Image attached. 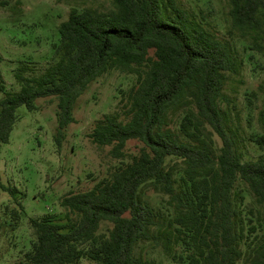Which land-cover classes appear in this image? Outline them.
Returning <instances> with one entry per match:
<instances>
[{"label":"trees","instance_id":"1","mask_svg":"<svg viewBox=\"0 0 264 264\" xmlns=\"http://www.w3.org/2000/svg\"><path fill=\"white\" fill-rule=\"evenodd\" d=\"M228 1L231 26L241 37L264 34V0ZM110 2L109 10L71 7L58 24L59 41L47 67L29 75L20 69L18 90H6L0 75V144L9 140L18 107L32 111L37 99L54 97V139L60 145L90 82L113 69L136 74L123 116L107 115L88 133L97 146H110L120 163L90 189L61 198L66 223L51 214L31 218L34 239L16 264H157L134 254L158 224L157 212L141 198L144 185L174 203L179 215L173 229L176 243L186 245L187 264H236L245 234L233 190L241 180L264 205V154L242 160L220 105L227 72H236L232 46L177 0ZM179 108L184 113L178 129L166 128L167 113ZM258 118L264 130V109ZM211 133L221 141L217 154ZM251 139L264 143V135ZM132 140L140 146L127 153ZM177 161L184 165L179 189ZM0 188L13 197L18 193L1 182ZM103 222L111 225L106 234L99 233ZM245 264H264V242Z\"/></svg>","mask_w":264,"mask_h":264},{"label":"rangeland","instance_id":"2","mask_svg":"<svg viewBox=\"0 0 264 264\" xmlns=\"http://www.w3.org/2000/svg\"><path fill=\"white\" fill-rule=\"evenodd\" d=\"M177 2L212 35L231 44L236 72H227L220 105L242 160L257 158L264 154V143L251 136L264 135L258 118L264 109V34L241 37L231 26L228 0ZM71 7L109 10L112 4L110 0H0V75L6 90L19 89L15 74L20 69L25 75L45 70L59 41L58 24ZM135 83L136 74L123 69H113L90 82L74 104V121L64 129L60 145L54 139L56 98L37 99L32 111L17 108L18 119L9 140L0 144V182L18 189L13 197L0 188V264H16L21 259L34 239L31 218L51 214L55 221L66 223L61 198L90 189L120 163L111 156L110 146H97L88 133L107 115L123 116L127 94ZM183 113V108L170 110L165 127L177 130ZM211 138L217 154L221 141L214 133ZM139 146L138 141H129L126 152L134 153ZM177 163L174 176L179 189L184 165ZM233 192L245 234L236 264H245L264 242V205L241 180ZM141 198L157 212L158 224L151 228L149 240L137 243L134 254L157 264H187L186 245L176 243L173 226H177L179 213L172 200L151 185L141 188ZM108 226L103 222L99 233L106 234ZM80 264L94 263L82 259Z\"/></svg>","mask_w":264,"mask_h":264}]
</instances>
